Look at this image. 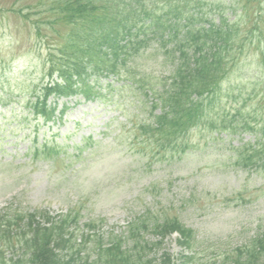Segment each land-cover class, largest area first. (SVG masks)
Instances as JSON below:
<instances>
[{"label": "rangeland", "instance_id": "obj_1", "mask_svg": "<svg viewBox=\"0 0 264 264\" xmlns=\"http://www.w3.org/2000/svg\"><path fill=\"white\" fill-rule=\"evenodd\" d=\"M52 1L0 0V209L45 208L51 215L73 210L79 212L81 225L104 223L89 231L104 234L115 225L121 234L137 215L166 222L177 218L195 231V252L186 250L175 233L150 251L151 258L180 264L184 256L195 254L185 264H227L223 254L245 249L256 234L264 233V145L254 164L245 168L237 162L243 158L238 153L246 147L243 155L252 152L245 145L254 143L255 135L220 137L199 122L176 147L164 148L126 121V104L118 98L121 106L115 108L118 94L113 104L51 96L53 119H35L26 103L35 102L49 81L48 56L58 43L53 31L60 24H53ZM206 1L211 20L216 18L213 4L230 2ZM157 47L144 51L138 63L142 71L160 78L171 71L172 62ZM252 73V68L234 70L223 85L220 103L229 104L224 105L226 113L221 109L214 118L236 114L237 105L232 109L233 100L224 96L228 91L238 97L239 107L250 93L262 91L261 85L251 87V81L258 80ZM106 80L121 83L115 77ZM258 97L250 99L244 111H251L256 120L252 123L262 127L264 100ZM63 106L67 109L61 113ZM147 234L154 240L157 233ZM88 243L82 261L97 244L92 239Z\"/></svg>", "mask_w": 264, "mask_h": 264}, {"label": "trees", "instance_id": "obj_2", "mask_svg": "<svg viewBox=\"0 0 264 264\" xmlns=\"http://www.w3.org/2000/svg\"><path fill=\"white\" fill-rule=\"evenodd\" d=\"M205 1L53 0V24L60 27L53 31L58 43L48 56L49 81L36 101L26 106L32 108L35 119L49 122L56 112L49 104L51 96L99 98L113 104L118 94L115 108L121 106V99L126 104L122 109L126 121L141 134L157 138L160 146L176 147L201 122L220 137L223 133L255 135V142L245 145L252 152L243 155L246 147L237 161L245 168L254 164L255 154L263 150L259 147L264 145V126L252 123L256 122L253 114L244 110L259 94L264 100V0L213 4V20L207 18L209 3ZM154 45L172 62L171 71L160 78L142 71L138 63L140 55ZM242 68L253 69V78L258 80L251 81V87L261 85L262 91L250 93L243 107L228 91L224 96L228 102L233 100L231 107L237 105L236 110L232 108L236 114L214 118L221 109L226 113L224 105H229L220 103L223 85L235 69ZM110 77L121 83L107 81ZM66 109L63 106L61 113ZM79 216L73 210L51 215L45 208L0 209V264H179L150 256L174 232L186 250L195 252V231L177 218H166V222L162 217L137 215L121 234L114 226L104 234L89 232L104 223L81 225ZM147 231L157 233L154 240ZM91 239L96 247L82 261L80 254L89 250ZM236 252L223 254L227 264H264V233L256 234L245 249ZM194 256H184L180 264Z\"/></svg>", "mask_w": 264, "mask_h": 264}]
</instances>
